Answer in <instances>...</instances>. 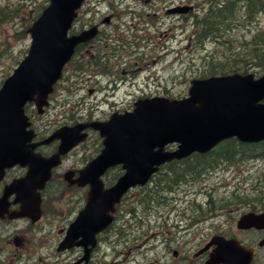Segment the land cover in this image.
I'll use <instances>...</instances> for the list:
<instances>
[{"label":"flooded vegetation","instance_id":"1","mask_svg":"<svg viewBox=\"0 0 264 264\" xmlns=\"http://www.w3.org/2000/svg\"><path fill=\"white\" fill-rule=\"evenodd\" d=\"M120 1L122 0H116V2ZM131 1L133 3L129 9L132 14L130 23L128 20L118 21L115 25L112 19L122 16L117 15L118 12L115 11L117 7L111 0H95V2L89 0L90 12L97 13L96 10L100 6L109 7L111 12L103 14L102 17L98 14L101 17L98 21L89 22L90 25L98 26V32L83 45L89 61L98 64L107 61L111 66H116L123 63L124 53L142 59L140 55L130 50V45H127L130 43L128 39L131 38L133 42L134 36L120 33L119 29L126 31L129 27L134 28L141 46L145 45L146 48L148 46L155 48L160 44L168 46L171 27L184 33L187 27L199 25L203 11L212 14L221 6L220 0H216L213 11L209 4L211 0ZM214 1L212 0L211 3ZM92 4L94 5L91 6ZM188 5L190 8L186 9ZM122 45L127 48L124 52L120 48ZM253 45L264 48V42ZM248 55H254L258 63L253 65L251 62L254 59H249L248 71L254 77L260 76L264 73V51L260 54L253 52ZM262 101L264 102V97ZM57 143L58 141L54 140L44 146L46 155L56 150ZM246 148L251 156L260 153L259 150L251 152L250 144H247ZM86 150L90 151L88 142L74 146L53 169L54 181H50L48 186L39 191L40 214L36 219L26 215L25 209H21V191H11L7 188L10 182L25 174V167L15 165L12 168H4L0 176V198L3 196L6 200L5 208L0 202V264H225L223 260L228 264H264V217L253 219L255 222L249 221L251 224L244 227H239L236 223L239 216L247 212L255 215L264 212V186L257 193L251 191L248 199L237 207V210L232 208V204H225L215 209L209 219L198 217L187 228L188 230L183 228L184 232L178 230L174 233L169 227L162 229L157 220L153 224L154 233L151 234L144 249L133 250L138 243L136 244V240L128 242L132 234L122 235L121 225L117 227L112 224L95 234L96 244L92 248L87 245L90 250L84 260H81L84 253L82 245L74 244L63 250L58 249L65 236V230L83 207L88 191L87 186L67 185L62 175L66 170H71L72 174L74 173L73 177L77 176V171L84 164L82 161L86 157L84 154ZM63 188L72 189L71 193L78 194L80 200L75 202L76 195L71 196L69 215L64 214L60 209L65 203L59 198ZM253 188L247 189L250 191ZM177 216L180 218L178 226L172 224L173 229L186 225V209L184 208ZM118 221L120 222L121 219ZM127 230L129 228H125V232ZM80 239L81 237L78 236L75 241ZM213 254L219 255L212 260Z\"/></svg>","mask_w":264,"mask_h":264},{"label":"water","instance_id":"2","mask_svg":"<svg viewBox=\"0 0 264 264\" xmlns=\"http://www.w3.org/2000/svg\"><path fill=\"white\" fill-rule=\"evenodd\" d=\"M81 1L50 0L29 27L32 41L28 52L0 88V123L10 124L11 130L27 124L22 109L26 100L34 99L39 110L46 103L45 97L76 43L91 34L86 30L67 36ZM188 94L179 100L160 96L138 99L132 111L114 112L106 120L60 127L54 132L61 138L62 152L84 136L76 135L81 128H97L104 135V146L88 168L99 173L111 164L123 163L125 172L106 193L97 188L93 178L92 197L103 203L97 209H105L126 187L144 183L163 161L193 150L206 151L230 135L245 141L264 138V109L255 105L264 94V76L252 80L246 74L233 73L193 79ZM172 141L179 142L177 148L164 150V144Z\"/></svg>","mask_w":264,"mask_h":264},{"label":"rangeland","instance_id":"3","mask_svg":"<svg viewBox=\"0 0 264 264\" xmlns=\"http://www.w3.org/2000/svg\"><path fill=\"white\" fill-rule=\"evenodd\" d=\"M45 2L47 1L45 0ZM43 3L44 0H0V77L4 74L6 75L10 73L18 60H20V58H22V56L26 53L30 42L27 27L36 17V14L41 9ZM81 19H85V15H82ZM242 27L243 26H238L234 29V32L240 34L241 32L246 31V35L249 36V39L254 33L257 34L260 32L261 34H264V13L257 14V16L253 19V23L250 28L243 29ZM246 35L241 36L239 40H236L235 42L240 44L239 46L246 44V41L243 43L244 37H247ZM179 36L180 37L177 36L170 39L171 48L168 53H166L163 60L162 57L164 51L160 54H154V61H148L153 67L146 68L144 70L139 69L134 73H126L128 81H121L123 84L116 91L117 96L115 99L117 102L122 103V106L117 105L118 109L127 107V103H131L133 100L132 95L138 93L141 88H144L145 91L153 92L154 94L178 97L182 96L186 93L189 79L192 76L201 74L203 70L209 69L210 64H208L207 61H214L206 59V56L204 55L205 50H202L197 46H193V44L188 41L187 34L181 33ZM231 37L232 36H230V38ZM250 46H252V44H250ZM207 47L209 48L210 45ZM247 47H249V45H246V48ZM216 50L220 51L221 49ZM171 59L175 61L172 64H169ZM224 63L226 65L233 63L243 67L246 64V61L245 58H240L238 60H234L232 58V60L228 63ZM66 68L67 73H69L73 68V64H68ZM124 69L133 68L132 66H129L124 67ZM147 71L150 72V76L147 79L148 85L145 86L146 82L144 81V74ZM154 76H157L158 81L154 78ZM81 77L82 79L84 78V73H81ZM69 78L72 79L74 76L69 75ZM65 85L66 83L57 88V92L52 97L51 104L47 108V113L44 115V119L49 118L55 121L56 117L54 116H61V113L59 112L63 110L62 103L65 101V98L63 99L57 96L59 95V89ZM89 86L96 87L94 84V77L91 78L88 87ZM76 93L80 95L79 97H82V101L79 103L82 105L80 106H85L87 103V107L84 111L92 105L91 109L94 116H105L111 110L109 104L107 103L98 104V96H100V94H87L85 87L82 89L80 88V90H76L75 94ZM65 94L66 96L72 97L69 92H65ZM75 94L71 98L73 101L77 100ZM94 99H97V102H94ZM69 107L70 105L65 104L66 109ZM252 165V162H246L245 160L241 164V170L245 169L246 175H248L251 173L249 169L253 167ZM241 170L234 169L233 172L239 173ZM214 171L215 170H211L210 172L212 173H210L205 179V186L209 187L213 185L218 188L232 187L233 183L237 181V178H233L231 171L227 173H225V170L223 171L221 169L217 172ZM257 173L251 175L249 178H251L252 181H256L255 177ZM220 193H222V190ZM199 197L203 198L204 196L200 195ZM185 205V202L179 204L181 207H184ZM160 212L166 214L163 210Z\"/></svg>","mask_w":264,"mask_h":264},{"label":"trees","instance_id":"4","mask_svg":"<svg viewBox=\"0 0 264 264\" xmlns=\"http://www.w3.org/2000/svg\"><path fill=\"white\" fill-rule=\"evenodd\" d=\"M253 4H254V1L252 0L251 6ZM248 9L251 10V7L249 6ZM230 26H231V17H230V15H228V16L224 15V12L222 9H219V11L214 12L213 14L206 12L202 18V26H201V29H200L199 34L197 36L198 40H199V44H202L206 38H210L211 36L217 37L218 34H220V35L223 34V32H226ZM260 37H261V35L257 34L256 37H254L253 39L254 40H260ZM239 45L240 44H237L236 42H232L231 45H229V46L226 45L227 47L222 52L225 53V55H230V53H231L230 56H232V58L234 60H238L240 58H246V54L248 51L251 54L253 52L260 54V52L264 51V48L260 47V46H253L251 48H249V47L246 48V44H243L241 46H239ZM256 56L259 57V55H256ZM207 58H209L213 61H217V62H213L211 64L213 67H216V68H226V67H232L234 69L239 68L237 66V64H233V66L222 64L221 62H219V60H222V59L224 60V58L218 56L216 53L211 54V56L207 57ZM81 65L84 67L83 64H81ZM234 148H235V146H234ZM232 150H234V149L230 148L228 150L227 154H229ZM214 161H215V158H213L210 161H207V164H205V166L212 164ZM183 163L181 162L179 164L178 163L172 164L167 172L158 176V181H157L156 186L163 187V188H161V190H159V193H155L152 195L153 200H156V198L158 196L161 197V192L164 194L165 192L172 190L171 187L173 185L174 186L178 185L179 182L182 180H185L188 175L190 177L196 179V177L200 174L199 171L202 169V167L200 166L199 161L195 162V160L187 159L186 161H183ZM180 165H181V167H180ZM156 191H158V190H156ZM156 191H153V192H156ZM147 192L145 194H147ZM165 202L167 203L168 201H165Z\"/></svg>","mask_w":264,"mask_h":264},{"label":"bare ground","instance_id":"5","mask_svg":"<svg viewBox=\"0 0 264 264\" xmlns=\"http://www.w3.org/2000/svg\"><path fill=\"white\" fill-rule=\"evenodd\" d=\"M206 12L207 11H203V14H202L201 18L199 19V25H197V27H195V26L187 27L183 34H187V33H189L190 31H193V30L196 31L197 34H199V31H200L201 26H202V18H203L204 14ZM233 30H234L233 26H230L229 29L226 32H223V34H221V35L218 34L217 37L211 36L210 38H206L205 41L202 44H200L203 47H207L208 45H210L209 48L207 47V50L205 51L204 55L206 57H210L211 54H213V53L215 54L216 51H218L216 49H221L220 51L222 52L227 46L231 45L232 42H235L229 36L231 31H233ZM253 46H249V48H251ZM247 54H251V53H249V51H248Z\"/></svg>","mask_w":264,"mask_h":264}]
</instances>
